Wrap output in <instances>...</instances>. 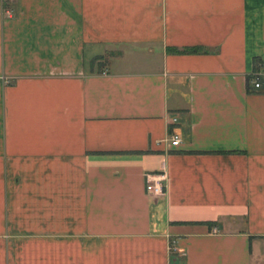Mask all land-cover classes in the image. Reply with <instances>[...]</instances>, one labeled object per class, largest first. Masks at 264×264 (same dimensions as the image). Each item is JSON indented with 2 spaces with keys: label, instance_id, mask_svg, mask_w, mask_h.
Returning a JSON list of instances; mask_svg holds the SVG:
<instances>
[{
  "label": "crops",
  "instance_id": "0c3cea01",
  "mask_svg": "<svg viewBox=\"0 0 264 264\" xmlns=\"http://www.w3.org/2000/svg\"><path fill=\"white\" fill-rule=\"evenodd\" d=\"M263 249L264 0H0V264Z\"/></svg>",
  "mask_w": 264,
  "mask_h": 264
},
{
  "label": "built area",
  "instance_id": "2783aa9c",
  "mask_svg": "<svg viewBox=\"0 0 264 264\" xmlns=\"http://www.w3.org/2000/svg\"><path fill=\"white\" fill-rule=\"evenodd\" d=\"M251 87L252 89H257L259 87V83L257 82V79L254 78L252 83H251ZM171 122H175V118L171 119ZM169 145L171 147H174L176 145H178L180 139L177 135L172 134L169 136ZM165 180V176L163 173H159V174H151V173H147L145 174V190L147 193H151V194H161V192L163 191V187H164V183L163 181ZM212 233L216 232V229H212L211 230ZM264 252V249H263Z\"/></svg>",
  "mask_w": 264,
  "mask_h": 264
},
{
  "label": "trees",
  "instance_id": "16d2710c",
  "mask_svg": "<svg viewBox=\"0 0 264 264\" xmlns=\"http://www.w3.org/2000/svg\"><path fill=\"white\" fill-rule=\"evenodd\" d=\"M167 51L169 53H173V54H199V53H203L205 51H203L202 49L196 48V47H192V48H184V49H173V48H168ZM260 65V61L257 58H253L252 59V66H253V71H256L258 69ZM255 76H249L247 77V83L250 82L252 80V78H254ZM247 92H250L252 90V87H249V85H247L246 88Z\"/></svg>",
  "mask_w": 264,
  "mask_h": 264
}]
</instances>
